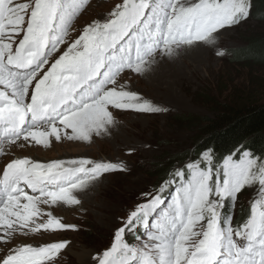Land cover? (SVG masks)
<instances>
[{"label": "snow or ice", "instance_id": "6c2138e0", "mask_svg": "<svg viewBox=\"0 0 264 264\" xmlns=\"http://www.w3.org/2000/svg\"><path fill=\"white\" fill-rule=\"evenodd\" d=\"M88 3L0 0V152L21 140L43 147L52 137L90 142L110 137L120 112L166 111L128 90L122 74L144 77L164 60L216 48L219 33L249 19L252 10L251 0H121L69 42L72 23ZM116 171L127 166L11 159L0 176V248L6 251L0 264H54L67 241H14L75 229L51 209L80 205L79 193ZM254 185L259 199L246 222L234 227L226 209ZM138 199L120 218L110 247L92 257L98 264H264V156L243 145L223 157L211 148L200 152ZM140 227L147 239L136 235L137 243L129 244L126 233Z\"/></svg>", "mask_w": 264, "mask_h": 264}, {"label": "rangeland", "instance_id": "374dc122", "mask_svg": "<svg viewBox=\"0 0 264 264\" xmlns=\"http://www.w3.org/2000/svg\"><path fill=\"white\" fill-rule=\"evenodd\" d=\"M120 2L89 0L86 8L74 19L68 41L75 40L87 23L103 20L107 12ZM251 3L249 19L222 30L216 48L188 51L174 62L164 60L144 77L127 72L122 74L120 83L125 84L128 90L137 92L166 111L156 114L120 112L116 114L119 128L110 137L93 136L90 142L67 139L58 142L52 137L48 147L22 140L15 145L4 146L3 152H0V174L11 159L23 157L43 163L83 158L122 162L127 166V171L106 174L79 193L78 196H82L78 198L86 202L80 200L77 209L70 210L67 206L51 209L63 223L75 225V229L31 237L19 236L14 243L39 246L67 241L66 248L55 258L54 264H81L83 260L85 264H98L92 257L102 255L110 247L115 229L121 226L120 218L126 217L134 204L141 202L138 199L141 191H151L166 179L167 174L162 175L164 168L169 166L171 171L175 166L190 161L187 158L184 162H177L180 154L192 148L196 133L181 121L182 116L212 117L210 99H221L230 88L232 93L233 90L244 92L251 89L262 92L264 61L254 60L248 55L255 51L257 45H264V15L255 10L253 0ZM66 47V44L61 45L59 52L54 53L50 60L57 58ZM218 49L224 54L217 55ZM168 199L170 193L165 197L166 202ZM257 199L258 185L246 186L235 204H230L226 211L232 216L234 227L246 222L242 215H250L251 203ZM136 235L142 240L147 239L143 227L136 234L126 233L125 239L129 244H136ZM83 250L88 252L86 259H78L75 253ZM5 254L6 251L0 248V256Z\"/></svg>", "mask_w": 264, "mask_h": 264}, {"label": "trees", "instance_id": "16d2710c", "mask_svg": "<svg viewBox=\"0 0 264 264\" xmlns=\"http://www.w3.org/2000/svg\"><path fill=\"white\" fill-rule=\"evenodd\" d=\"M253 2L255 10L264 15V0ZM248 57L264 61V45H257ZM210 103L212 117L182 116L181 121L196 133L192 148L180 154L177 162L194 159L208 148L214 150L215 156L223 157L241 145L256 156H264V88L261 93L253 89L244 92L233 90L232 93L230 88L221 99H210ZM169 171L168 166L162 170V175ZM247 215L243 213L242 216L247 218Z\"/></svg>", "mask_w": 264, "mask_h": 264}, {"label": "bare ground", "instance_id": "6f19581e", "mask_svg": "<svg viewBox=\"0 0 264 264\" xmlns=\"http://www.w3.org/2000/svg\"><path fill=\"white\" fill-rule=\"evenodd\" d=\"M33 159V158H32ZM34 161H39V162H41V163H43V161H41V160H35V159H33ZM44 163H47V162H44ZM82 196V195H81ZM81 196H78V197H81ZM80 200H82V201H84V199L83 198H81ZM84 202H86V201H84ZM83 203V202H82ZM70 210H75V209H77V206H73V207H68ZM77 211V210H76ZM75 255L77 256V258L78 259H86V257H87V255H88V252L86 251V250H83V251H79V252H76L75 253ZM83 264H85L86 263V261L85 260H83V261H81ZM81 263V264H82Z\"/></svg>", "mask_w": 264, "mask_h": 264}]
</instances>
